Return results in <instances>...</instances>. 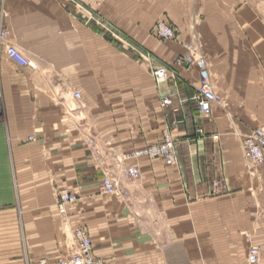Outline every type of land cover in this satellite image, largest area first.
<instances>
[{
	"label": "crops",
	"instance_id": "1",
	"mask_svg": "<svg viewBox=\"0 0 264 264\" xmlns=\"http://www.w3.org/2000/svg\"><path fill=\"white\" fill-rule=\"evenodd\" d=\"M158 22L177 41L152 36ZM2 31L0 264L69 257L77 230L104 263L248 264L256 246L264 264V163L242 150L264 127V0H0ZM9 45L36 69L11 61ZM200 62L222 101L210 117L198 108ZM158 68L173 77L156 83ZM166 132L175 167L124 161ZM107 175L117 195H103ZM63 191L79 197L65 215Z\"/></svg>",
	"mask_w": 264,
	"mask_h": 264
},
{
	"label": "built area",
	"instance_id": "2",
	"mask_svg": "<svg viewBox=\"0 0 264 264\" xmlns=\"http://www.w3.org/2000/svg\"><path fill=\"white\" fill-rule=\"evenodd\" d=\"M153 33L157 39L164 42L176 40V33L173 27L165 22H158L153 29ZM7 39V32H0V47L7 42ZM186 49L191 51L192 47L186 46ZM6 55L11 61L16 63L21 68L36 69L35 66L12 45L7 47ZM182 61L191 62V59L186 57ZM200 69V82L197 96L198 108L203 117H210L213 107L215 105L220 106L222 101L214 93V87L207 67L200 66ZM151 74L158 84H162L173 77L172 72L166 68L152 69ZM74 98L76 100H80L81 94L76 92L74 94ZM2 104L3 95L0 87V114ZM170 104L171 102L169 98L164 99L162 102L164 107L169 106ZM197 135L199 138H203L205 133L202 129H199L197 131ZM242 150L254 165L260 166L264 163V127L257 128L249 135L245 136L242 141ZM137 159H160L163 160L168 167H174L177 165L176 141L170 133L166 132L162 143L135 151L125 157L124 161ZM125 177L128 180L138 179L140 177L139 168L137 166L128 167L125 169ZM215 187L218 188L219 183H216ZM117 190L118 184L115 180L110 175L105 176L102 181V192L105 195H116ZM58 199V211L61 215L66 214V208L68 205H72L77 202L76 195L67 191L59 192ZM73 237L76 250L72 255L55 263H49L46 260H42L36 264H106L94 257L92 241L86 230L75 231ZM247 263L260 264V250L258 247H252L250 249Z\"/></svg>",
	"mask_w": 264,
	"mask_h": 264
},
{
	"label": "rangeland",
	"instance_id": "3",
	"mask_svg": "<svg viewBox=\"0 0 264 264\" xmlns=\"http://www.w3.org/2000/svg\"><path fill=\"white\" fill-rule=\"evenodd\" d=\"M157 24V23H156ZM174 29V28H173ZM174 31H175V29H174ZM175 33H176V31H175ZM152 36H154L155 37V35H154V33H153V30H152ZM159 41H161V40H159ZM175 41H177V35H176V40ZM162 42H164V41H162ZM171 42V41H170ZM186 46H190V45H186ZM186 46H185V48H186ZM190 47H192V46H190ZM192 50V49H191ZM190 52V51H189ZM185 58H183V59H180V61L178 60V62H181L182 60H184ZM187 63H190V62H187ZM201 63V62H200ZM200 65V64H199ZM200 66H205L206 67V65L204 64V63H201V65ZM157 83V82H156ZM160 160V159H159ZM163 161V160H162ZM175 167V166H174ZM127 179V178H126ZM128 180V179H127ZM137 180H139V178L138 179H135V180H128V181H131V182H134V181H137ZM116 182V181H115ZM118 184V183H117ZM118 186H119V184H118ZM216 188V187H215ZM74 195V194H73ZM103 195L104 196H106V197H111V196H114V195H105L104 193H103ZM117 195V194H116ZM77 197V202H78V200H79V197L78 196H76ZM76 202V203H77ZM130 205H131V207H132V210L134 211V215L139 219V221H140V223L142 224V226H143V228H144V230H146V228H147V211H146V204L145 203H142V204H140V201H139V197L138 196H136V197H132V200L130 201V203H129ZM253 247H256V246H253ZM180 253L176 250V256H178ZM248 258V257H247ZM242 263V262H241ZM106 264H112V263H106ZM132 264H147V262H146V259H142V260H135V261H133L132 262ZM175 264H190L189 263V261L188 260H184V259H177V260H175ZM239 264V263H238Z\"/></svg>",
	"mask_w": 264,
	"mask_h": 264
},
{
	"label": "bare ground",
	"instance_id": "4",
	"mask_svg": "<svg viewBox=\"0 0 264 264\" xmlns=\"http://www.w3.org/2000/svg\"><path fill=\"white\" fill-rule=\"evenodd\" d=\"M214 87V86H213ZM214 93H215V91H214ZM217 96V95H216ZM1 114H2V106H1ZM1 114H0V116H1ZM173 137V136H172ZM174 138V137H173ZM176 141V140H175ZM149 160V159H148ZM119 187V186H118ZM117 193H118V190H117Z\"/></svg>",
	"mask_w": 264,
	"mask_h": 264
}]
</instances>
